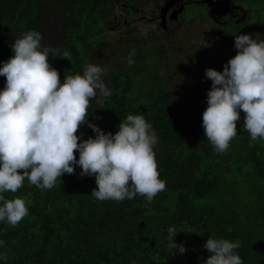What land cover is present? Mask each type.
Here are the masks:
<instances>
[{
	"label": "trees",
	"instance_id": "obj_1",
	"mask_svg": "<svg viewBox=\"0 0 264 264\" xmlns=\"http://www.w3.org/2000/svg\"><path fill=\"white\" fill-rule=\"evenodd\" d=\"M241 2L247 10L241 22L213 23L223 44H234L236 35L264 25V0ZM126 5L128 16L133 7ZM201 5L207 19L200 12L190 19L210 20L201 2L186 3L184 9ZM113 10V0H0V67L13 55L14 41L30 30L41 33L42 46L58 50L49 54V62L61 82L65 75H82L84 66L93 64L91 55L106 46L109 62L116 67L111 95L92 103L87 119L115 134L127 115H143L158 137L155 159L166 190L151 202L139 194L131 200L100 201L91 195L95 177H81L78 165L52 189L42 190L25 180L16 193H4L7 199L23 198L28 215L15 227L0 222V241L5 242L0 253L8 257L0 264H203L210 255L203 248L209 237L239 240L236 252L243 264H264V140L251 142L243 111L237 136L223 154L216 153L204 136V109L177 123L167 111L172 94L152 74L160 67L157 56L166 49L159 41L147 50L136 49L132 41L119 47L107 41L110 30L104 23ZM50 23L57 29L52 46L45 37ZM65 49L70 61L62 58ZM133 49L134 63L129 66ZM185 56L208 88L211 81L204 78L205 70L222 71L227 63L204 67L197 56ZM123 58L125 66L120 64ZM4 84L0 76V90ZM77 135L81 141L95 138L87 124ZM75 155L78 159L79 153ZM170 226L176 228L173 240L184 245L185 253L170 255Z\"/></svg>",
	"mask_w": 264,
	"mask_h": 264
},
{
	"label": "clouds",
	"instance_id": "obj_2",
	"mask_svg": "<svg viewBox=\"0 0 264 264\" xmlns=\"http://www.w3.org/2000/svg\"><path fill=\"white\" fill-rule=\"evenodd\" d=\"M41 40L39 31L24 33L12 44L13 55L0 67V76L5 77L0 90V222L15 227L28 215L23 198L7 199L4 193H16L25 180L39 189H52L62 175L74 174L76 165L81 177H95L91 195L97 200H131L139 194L151 202L166 190L157 170L154 146L158 137L152 125L143 115L129 114L113 134L88 121L90 102L97 92L102 97L111 95L102 80L107 69L89 63L82 75H65L61 82L49 62V54L58 50L42 46ZM234 47L236 55L222 71L208 68L204 75L211 87L202 127L220 154L237 136L240 111L245 114L244 130L251 142L264 140V40L239 34ZM134 53L133 49L127 57L129 66ZM62 58L70 61L71 54L65 49ZM85 124L95 138L81 141L77 133ZM176 234L170 226V255L186 252L183 244L174 242ZM4 245L0 241V247ZM240 247L239 240L209 237L203 248L210 255L203 264H243L236 252ZM7 258V253H0V259Z\"/></svg>",
	"mask_w": 264,
	"mask_h": 264
},
{
	"label": "rangeland",
	"instance_id": "obj_3",
	"mask_svg": "<svg viewBox=\"0 0 264 264\" xmlns=\"http://www.w3.org/2000/svg\"><path fill=\"white\" fill-rule=\"evenodd\" d=\"M180 1L191 3L200 0ZM180 1L177 2L176 7L179 6ZM236 1V3L233 0L230 1V9L225 14L219 12L220 10L210 11L212 6L202 3L210 20L190 19L195 14V16L206 17L203 16L202 5L201 7L188 6L182 11L183 16L181 13L177 14V19L166 21L163 27L159 17V7L164 3V0H142L137 4L127 0H113L114 10L106 15L104 23L105 27L110 30L107 33V41H111L117 46L132 41L135 42L136 49L144 50H147L152 42L159 41L166 49L157 56L156 60L160 65L157 72L152 69L148 72L154 71L152 74L159 78L157 82L172 94L173 98L167 104V111L177 123L185 122L189 117L194 116L195 112L202 111L201 109L205 110L207 91L210 90L203 81H200L203 80L202 75L198 76L185 55L197 56L199 63L204 67L219 65L220 62H227L236 55L237 50L234 44H223L213 25L214 22L221 25L231 21L238 23L245 18L247 10L241 5L243 2ZM126 4L133 7V11L128 16L125 15ZM232 5L234 6L232 7ZM126 17L128 18L126 19ZM44 26L47 29L45 23ZM49 28L48 31L46 30L45 37L48 44L52 46L51 42L57 29L52 23L49 24ZM247 34L256 40H264V25L258 30L248 31ZM105 48L106 46H102L98 51H95L91 55V60L94 65L107 69L102 80L111 90V75L116 71V67L109 62L111 57ZM124 58L120 61L121 66L126 65ZM105 60L107 61L103 64ZM135 66L137 68V65ZM101 98L102 96L97 92V98L92 100L90 105L100 102Z\"/></svg>",
	"mask_w": 264,
	"mask_h": 264
},
{
	"label": "water",
	"instance_id": "obj_4",
	"mask_svg": "<svg viewBox=\"0 0 264 264\" xmlns=\"http://www.w3.org/2000/svg\"><path fill=\"white\" fill-rule=\"evenodd\" d=\"M179 1L180 0H167L161 5V7L159 9V17L161 19L160 21H161V25L163 27L165 26L166 20L175 19L177 14L182 12V10L184 9V6H185L186 2H181V1H180V4H179V7L175 8V5ZM230 1L231 0H200L199 2L204 3L207 6H212L210 11L220 10L219 12H222L223 14H225L230 9L229 8ZM188 2L189 1H187V3ZM218 6H219V8H217ZM224 6H225V8H224ZM233 6L234 5H232V7ZM169 10H170V12H169V14L167 16V13H168Z\"/></svg>",
	"mask_w": 264,
	"mask_h": 264
},
{
	"label": "flooded vegetation",
	"instance_id": "obj_5",
	"mask_svg": "<svg viewBox=\"0 0 264 264\" xmlns=\"http://www.w3.org/2000/svg\"><path fill=\"white\" fill-rule=\"evenodd\" d=\"M165 1H167V0H164V2H165ZM233 1H234V3L237 2L236 0H233ZM160 7H161V6H160ZM160 7H159V9H160ZM178 7H179V6H178ZM178 7L175 6V8H178ZM184 8H185V6H184ZM183 10H184V9H183ZM183 10H182V11H183ZM169 12H170V10L168 11L167 16H168ZM180 13H181V15H182V12H180ZM180 13H179V14H180ZM182 16H183V15H182ZM177 17H178V15L175 17V19H177ZM167 19H168V18H167ZM171 20H172V19H168V20H166V21H171Z\"/></svg>",
	"mask_w": 264,
	"mask_h": 264
}]
</instances>
